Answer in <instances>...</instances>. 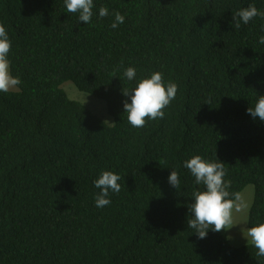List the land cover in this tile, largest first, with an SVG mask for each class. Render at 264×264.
Segmentation results:
<instances>
[{
    "label": "trees",
    "instance_id": "trees-1",
    "mask_svg": "<svg viewBox=\"0 0 264 264\" xmlns=\"http://www.w3.org/2000/svg\"><path fill=\"white\" fill-rule=\"evenodd\" d=\"M91 22L64 0H0L18 91L0 92V264H264L226 231L188 227L196 184L184 162H223L234 203L255 186L249 227L264 223V0H93ZM109 15L99 17V8ZM125 17L113 29L114 13ZM128 67L136 70L129 81ZM154 72L178 85L163 119L132 127L123 104ZM66 82L106 103L114 124L72 100ZM177 190L168 182L171 171ZM103 171L121 177L95 206Z\"/></svg>",
    "mask_w": 264,
    "mask_h": 264
},
{
    "label": "clouds",
    "instance_id": "clouds-1",
    "mask_svg": "<svg viewBox=\"0 0 264 264\" xmlns=\"http://www.w3.org/2000/svg\"><path fill=\"white\" fill-rule=\"evenodd\" d=\"M68 13H79V21L88 24L93 16V0H64ZM109 15L107 7L99 8V17L104 18ZM264 18V11L258 10L255 5H249L241 9L232 17L234 27L238 29L241 21L248 24L255 17ZM125 17L119 12L114 13V22L110 25L115 29L123 24ZM259 43L264 45V36L259 38ZM11 50V41L3 24H0V92L7 93L17 88L21 84L19 77H13L10 72V62L8 54ZM124 76L132 81L136 76V70L128 67L124 71ZM178 91V85L169 81L164 83L163 74L154 72L150 78L141 79L137 85L129 91H123L125 97H130V103L126 100L123 104L124 111L127 114L128 123L134 128H142L148 120L163 119L164 109L168 107L175 99ZM247 113L253 118L258 117L264 122V95L259 96L255 107H249ZM107 122V121H106ZM224 163L218 161H207L199 155L193 156L184 162V167L190 170L195 177L196 184H203L204 191H195L193 193L194 202L189 206V212L192 218L188 220V227L195 230L200 239H204L209 230L221 232L231 229L233 225V211L239 210L233 199H230V193L227 190L230 187L224 177ZM121 177L112 171H103L98 179L94 181V186L101 189L95 196V206L103 208L110 205L108 198L109 191L119 193L121 185L118 181ZM169 184L175 189L180 188V179L176 171H171L168 177ZM244 238L247 244H251L257 249V256L264 257V223L258 226L250 227L246 230Z\"/></svg>",
    "mask_w": 264,
    "mask_h": 264
},
{
    "label": "rangeland",
    "instance_id": "rangeland-1",
    "mask_svg": "<svg viewBox=\"0 0 264 264\" xmlns=\"http://www.w3.org/2000/svg\"><path fill=\"white\" fill-rule=\"evenodd\" d=\"M63 89L67 92L72 100L79 101L86 105L93 113L107 121V124L113 125L114 119L109 114L107 105L104 101L97 99L96 97L81 92L73 82H66L63 85ZM10 91H18V88ZM113 122V124H112ZM255 186L249 185L246 189L237 197L235 201L236 208L239 210L233 211V227L227 230L228 238L231 244L235 247H242L247 244V240L244 238V234L249 227V214L250 209L255 199Z\"/></svg>",
    "mask_w": 264,
    "mask_h": 264
}]
</instances>
